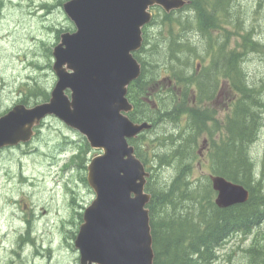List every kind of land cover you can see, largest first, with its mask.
Here are the masks:
<instances>
[{"label":"rangeland","instance_id":"rangeland-1","mask_svg":"<svg viewBox=\"0 0 264 264\" xmlns=\"http://www.w3.org/2000/svg\"><path fill=\"white\" fill-rule=\"evenodd\" d=\"M65 1L4 0L0 11V115L27 95L29 102H43L42 97L30 93L34 87L39 86L51 94L57 82L53 70V49L60 42L62 32L74 31L76 27L64 11ZM228 8L232 12H224L226 16L223 15L219 21L220 29L213 31V37L218 38L225 47L220 46V50L211 58L221 59L215 72L224 74L230 66L235 69L223 58L224 53L232 50L242 52L236 66L241 68L246 83L259 91L257 96L262 105L254 103L250 109L259 114V125L256 127L259 137L258 132L255 133L250 150L264 190V0H230ZM187 9L172 14L173 27L160 20L159 14H163L160 7L158 10L152 9L154 15L158 16L146 31L149 43L142 53L147 61L146 74L152 68L156 70L155 79L151 82L152 96L163 108L164 104L166 108L171 107L169 91L172 86L168 80L172 72L166 61L168 53L164 51V46L174 38L178 41L186 39L187 43L189 40L198 52L204 49L205 41L200 42L195 34L196 29L191 31L192 19L187 31L180 30L176 22L181 15L188 18L189 14L194 16V10ZM179 36L183 38H175ZM178 51H181L179 55L183 59L190 61L189 69L184 74L194 76L196 59L189 51V45ZM170 53L173 54L172 51ZM205 60V65L212 64L210 58ZM228 80L231 77L222 75L220 78L223 83H228ZM192 90L193 93L197 90L195 84ZM173 93L180 102L182 88L176 87ZM241 97L239 91L229 88L227 84L216 100L195 103L191 96L185 105L186 109L193 106L207 108L214 113L213 119L217 120L215 123L212 120L208 122L209 130L198 136L197 156L192 160L188 176L195 183L206 182L213 173L212 144L226 132L233 101L235 98L241 101ZM185 123V117L179 124L169 119L161 120L151 132H145L144 145L148 147L147 150L159 143L157 138L178 133ZM38 127L30 142L0 149V264H80V252L75 246L82 223L79 210L94 198V191L85 180L87 164L101 151L92 148L85 135L68 127L55 115L48 116ZM170 147L165 145L157 149L164 153ZM83 151L84 160L80 164L77 156ZM147 167H151V164L147 163ZM177 169L174 162L172 166L158 167L154 185L164 190L163 186L171 183ZM173 200L177 203L180 201L175 196ZM261 229L264 232V224ZM255 237L252 231L231 236L217 247V257L210 264H260V260L253 256L257 249L261 259L264 253L259 248L253 254L249 252L255 246L264 247V239H259L256 244ZM263 247L261 250L264 252Z\"/></svg>","mask_w":264,"mask_h":264},{"label":"water","instance_id":"water-1","mask_svg":"<svg viewBox=\"0 0 264 264\" xmlns=\"http://www.w3.org/2000/svg\"><path fill=\"white\" fill-rule=\"evenodd\" d=\"M188 0H68L63 8L76 30L61 34L54 47L57 82L49 100L16 104L0 116V149L32 140L36 126L50 115L86 136L102 152L88 165L95 197L85 208L75 239L80 264H154L146 191L150 172L129 139L152 128L133 121L128 87L142 72L134 56L143 44V27L153 6L166 12ZM68 90L70 93H68ZM215 203L226 208L244 203V185L211 174Z\"/></svg>","mask_w":264,"mask_h":264},{"label":"trees","instance_id":"trees-1","mask_svg":"<svg viewBox=\"0 0 264 264\" xmlns=\"http://www.w3.org/2000/svg\"><path fill=\"white\" fill-rule=\"evenodd\" d=\"M4 0H0V11ZM198 22L200 25L207 23L206 12H204L202 4H198ZM187 7V6H186ZM185 7V8H186ZM157 10L159 7H155ZM171 13L163 11L160 20L165 24L173 27L174 19ZM155 15L153 22L156 21ZM177 24L180 30H186L190 19L187 15H181ZM147 26L144 28V42L142 48L135 52V57L142 65V73L138 79L133 81L128 88V97L134 104V110L129 113V117L135 122L144 120L151 121L153 127L145 132H151L159 122L163 119H169L179 124L182 117L186 118V123L180 127L178 133H171L164 138H157L158 144L150 146V151L144 145L145 132L138 137L130 139V143L134 145L137 156L145 164L150 172L146 184V191L151 194V200L147 205L150 214L151 232L153 238L154 264H210L216 259V250L219 245L226 242L231 236L244 233L248 234L253 230L254 224L264 219V190L262 189V178H258L254 160L251 156L250 146L256 133V127L259 114L250 109L252 104H261L257 94L259 91L255 87L246 83L243 72H239L237 77L232 78L233 84L237 91L241 93V101L233 104L231 113L227 117L226 132L224 135L212 144L211 158L212 171L227 179L242 184L250 191L249 199L244 203L235 204L226 208L216 205L214 197L216 191L212 187L210 178L206 182L195 183L189 179L191 173L192 160L197 156L196 145L198 136L202 132L209 130L207 123L214 118V113L209 109L199 107H190L186 109V104L194 97L192 85L197 86L196 97L197 103H201L206 98L205 88L208 77L200 73L184 74L189 69V59H183L178 51L181 48H187L189 45L186 39L184 41L173 40L164 46L167 50L168 59L166 60L170 74L169 83L172 81L171 91V107L164 108L158 104L152 96V83L155 79L156 70L147 72V61L143 58L142 53L145 51L147 43H149ZM175 38H183L181 36ZM168 51H172L171 54ZM213 80V78H211ZM182 88L181 101L178 102L174 95L176 87ZM30 93L42 97L41 101H47L50 98L49 91L41 87L30 89ZM22 98L20 102L31 106L40 101L26 100ZM37 97V98H39ZM147 97L148 101L144 98ZM179 103V104H178ZM147 112H150L146 115ZM2 114V113H1ZM194 123V127L192 125ZM212 134V132H211ZM171 145V149L161 153L157 148ZM167 149V148H166ZM80 164L84 160V151L78 155ZM149 161V162H148ZM174 164L178 168L176 175L171 183L164 185V190L160 186L154 185V178L158 173V167L172 166ZM147 163L151 164L152 170L147 167ZM156 173V174H155ZM87 181V179L85 178ZM174 196L179 198V203L174 201ZM81 217L83 213H80ZM192 231V232H191ZM29 232V230H28ZM264 239V232L259 231ZM262 239V240H263ZM259 245L249 252H253L259 248ZM264 248V247H263ZM254 257V256H253Z\"/></svg>","mask_w":264,"mask_h":264},{"label":"flooded vegetation","instance_id":"flooded-vegetation-1","mask_svg":"<svg viewBox=\"0 0 264 264\" xmlns=\"http://www.w3.org/2000/svg\"><path fill=\"white\" fill-rule=\"evenodd\" d=\"M233 1V0H232ZM229 2L230 0H188L187 3V10H194L195 14L194 16H191L189 14V19L193 24L191 23L190 28L191 31L195 30V34L197 36H199V40L200 42H202L203 40L205 41L204 44V49L200 50L198 52V50H196L195 47H193L190 43H189V51L195 56V65H196V69L195 72L197 75H199L200 73L204 74V76L208 77V81L206 82V86L205 88L208 89V92L206 91V98L204 100H206L207 102L212 101V100H216L220 94L223 92V90L226 88V85H229V88L231 89H236V86L233 84V82L231 81L233 77H237L239 76L238 73L241 71V68H238L236 66V62H239L240 59V52H236L234 50L230 51L228 54H225V59L228 60V64L232 65L233 68L232 69L231 66L228 68L227 71L224 72V74H222L223 72H215L217 67L219 68V64L221 59H217L215 58H211L215 55L216 51L222 47L224 49V45L219 43V39L218 38H214L213 37V31H218L220 29V19L223 17V15L226 16V14L224 12H232L228 7H229ZM198 4H202L203 10L204 12H206V14L209 15V17H207V23H205L204 25H200L197 19V15L199 13L197 7H199ZM186 8L182 9L181 12L185 11ZM197 10V12H196ZM197 14V15H196ZM189 35V34H188ZM190 42V41H189ZM252 42V41H251ZM254 42V41H253ZM252 42V43H253ZM216 44H218L219 46H216ZM216 46V47H215ZM221 46V47H220ZM198 57V58H196ZM210 58L211 61V65L207 66L205 65L206 63H203V61H206L205 58ZM219 74V75H218ZM224 76H229L231 77V80H228V83H223L220 81V78L222 75ZM221 75V76H220ZM211 78H213V80H211ZM171 84H173V82L171 81ZM222 84V85H221ZM225 84V86H224ZM196 93L194 94L193 97V101L196 103L197 101V97H196ZM145 100H149L147 99V97L144 98ZM237 98H235V100L233 101V103L237 102L236 101ZM258 132V133H257ZM257 133V137H259V129L256 130ZM86 207V205L82 206L79 210V213H83L84 208ZM83 218V215H82ZM264 224V219H262L261 222L254 224L253 227V234L256 235L255 237V243L258 244L259 239H263L261 238V234H260V230L262 228ZM258 247V246H255ZM258 249L256 251L255 254V258L257 259V261L260 260V264H264V256L261 259L260 255L258 254Z\"/></svg>","mask_w":264,"mask_h":264},{"label":"bare ground","instance_id":"bare-ground-1","mask_svg":"<svg viewBox=\"0 0 264 264\" xmlns=\"http://www.w3.org/2000/svg\"><path fill=\"white\" fill-rule=\"evenodd\" d=\"M69 229H70V228H69ZM191 232H192V231H191ZM39 253H40V252H39ZM39 253H38V254H39ZM38 257H39V256H38Z\"/></svg>","mask_w":264,"mask_h":264}]
</instances>
